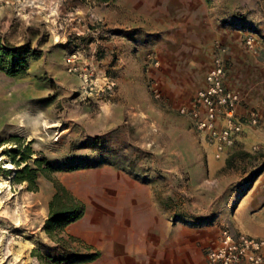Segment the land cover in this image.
<instances>
[{
	"label": "rangeland",
	"instance_id": "obj_1",
	"mask_svg": "<svg viewBox=\"0 0 264 264\" xmlns=\"http://www.w3.org/2000/svg\"><path fill=\"white\" fill-rule=\"evenodd\" d=\"M251 30L264 37V0H0V46L28 51L24 72L0 66V176L11 183L0 195L4 264H118L116 247L101 253L61 236L69 224L45 228L56 182L84 204L82 217L123 214L114 201L126 200L127 174L100 184L104 165L128 171L157 208L164 262L176 249L180 264H211L207 250L224 229L264 237V128L246 126L237 148L210 163L177 112L217 45L244 87L264 89V64L244 44ZM37 159L35 186L17 179Z\"/></svg>",
	"mask_w": 264,
	"mask_h": 264
},
{
	"label": "built area",
	"instance_id": "obj_2",
	"mask_svg": "<svg viewBox=\"0 0 264 264\" xmlns=\"http://www.w3.org/2000/svg\"><path fill=\"white\" fill-rule=\"evenodd\" d=\"M244 44L256 56L264 53V37L253 30L245 33ZM77 57L74 52L67 59L71 72H79ZM229 74L226 49L217 45L203 87L195 92L189 103L177 110L189 122L191 130L212 147L217 159L228 155L246 126L264 128V102L247 108L242 93L228 85ZM91 82L86 75L84 87L91 86ZM155 92L159 98V91ZM207 258L211 264H264V238L224 229L220 244L207 250Z\"/></svg>",
	"mask_w": 264,
	"mask_h": 264
},
{
	"label": "crops",
	"instance_id": "obj_3",
	"mask_svg": "<svg viewBox=\"0 0 264 264\" xmlns=\"http://www.w3.org/2000/svg\"><path fill=\"white\" fill-rule=\"evenodd\" d=\"M13 2V1H12ZM15 3V2H14ZM102 44H107V51H114V42H108ZM256 61L263 63L264 64V56L256 57ZM213 61V59H212ZM212 65H209V68L206 71V74L208 70L210 69ZM236 71L232 70V72L229 74V81L228 85L234 89L238 90L242 93L243 97L245 98L246 104H250V106H260L262 102H264V89L263 87H256L254 89H247L245 86V78H243L240 75L236 76ZM205 74V77H206ZM204 83H205V78H204ZM203 83V85H204ZM259 83H257L258 85ZM203 85L201 87H203ZM200 87V88H201ZM199 88V89H200ZM185 120L187 127L189 128V122L183 117ZM199 139H201V143L205 147V150L207 151L208 159L210 163L214 162V155H213V149L210 147L203 139L202 136L196 134L193 130H191ZM245 138L240 139V143L242 140ZM239 143V144H240ZM235 148H237V145L230 150V153H232ZM228 156V155H226ZM225 156V157H226ZM224 157V158H225ZM222 158V159H224ZM100 172H99V177L98 180L100 181V184H107L111 182L112 184H115L113 181H117V184H121L120 180V173H126L127 177L124 178L126 179V182H124V185L126 189V200L121 199L122 197L117 198L114 201V204L118 206V208H125L128 207L129 205H132L134 203L136 195H138V192H135V181L134 177L129 176V172H123V168L119 166H114V165H104L100 167ZM200 166L197 167L192 172V175H197L199 173ZM115 175V176H113ZM123 179V180H124ZM123 185V186H124ZM119 194V193H117ZM141 195V194H140ZM54 196V193H51V199ZM119 196V195H118ZM100 200H103V196H98ZM145 200V198H141ZM148 199V198H147ZM112 201V200H111ZM125 201V202H124ZM150 201V200H149ZM112 203V202H111ZM113 204V203H112ZM143 219L140 217H82L79 220L70 223L63 231L61 236L64 237H71L74 238L76 241L82 242V244L87 245L90 250H96L100 251L101 253H107L109 254L112 252L113 247H116V249L119 250V252H116L117 254H123L125 251H128L129 249L133 248L134 246V239H135V232L136 230L140 233V237H142L143 233ZM165 232H162V241L164 244V247L166 245V235L164 234ZM176 235V240L180 239L179 238V233H175ZM250 236L254 237H260L264 238L261 236H257L255 234H247ZM141 239V238H139ZM177 243V241H176ZM75 244V243H74ZM179 253L178 250H174Z\"/></svg>",
	"mask_w": 264,
	"mask_h": 264
},
{
	"label": "bare ground",
	"instance_id": "obj_4",
	"mask_svg": "<svg viewBox=\"0 0 264 264\" xmlns=\"http://www.w3.org/2000/svg\"><path fill=\"white\" fill-rule=\"evenodd\" d=\"M5 158V157H3ZM4 167L7 169H15L16 167L12 162L7 163ZM11 189V183L9 179L4 176H0V195L6 190ZM134 203L123 209V214L119 217H140L143 219V232L139 242L134 241L133 248L125 251L121 254V259L118 264H180L177 261L179 253L174 251L167 254L171 260H162V223L159 218L157 208L150 203V197L148 199H141L143 195H136ZM3 203L0 196V206ZM21 224V222H20ZM4 246L5 242L0 244V264H4Z\"/></svg>",
	"mask_w": 264,
	"mask_h": 264
},
{
	"label": "trees",
	"instance_id": "obj_5",
	"mask_svg": "<svg viewBox=\"0 0 264 264\" xmlns=\"http://www.w3.org/2000/svg\"><path fill=\"white\" fill-rule=\"evenodd\" d=\"M27 52L24 48L12 50L0 46V66L5 63L8 66L9 74L24 72L27 65ZM42 162V159L36 160L38 169H31L27 165L23 170H19L16 173V176H18L17 179L28 181L31 186H35L37 172L43 171L41 169ZM55 187L56 193L50 202V218L45 226L49 234H52L54 227L62 230L68 224L80 219L85 210L84 204L76 199L65 186L56 182ZM94 258L95 255L91 257V260Z\"/></svg>",
	"mask_w": 264,
	"mask_h": 264
}]
</instances>
